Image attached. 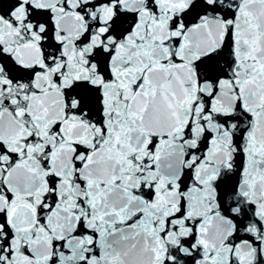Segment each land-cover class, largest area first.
Returning a JSON list of instances; mask_svg holds the SVG:
<instances>
[{"label": "snow or ice", "instance_id": "obj_1", "mask_svg": "<svg viewBox=\"0 0 264 264\" xmlns=\"http://www.w3.org/2000/svg\"><path fill=\"white\" fill-rule=\"evenodd\" d=\"M0 264H264V0H0Z\"/></svg>", "mask_w": 264, "mask_h": 264}]
</instances>
